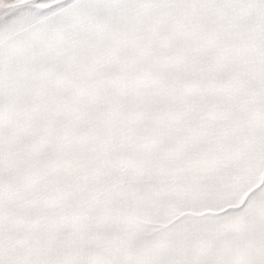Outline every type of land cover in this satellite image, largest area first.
Segmentation results:
<instances>
[{"label": "snow or ice", "instance_id": "6c2138e0", "mask_svg": "<svg viewBox=\"0 0 264 264\" xmlns=\"http://www.w3.org/2000/svg\"><path fill=\"white\" fill-rule=\"evenodd\" d=\"M0 264H264V0H0Z\"/></svg>", "mask_w": 264, "mask_h": 264}]
</instances>
